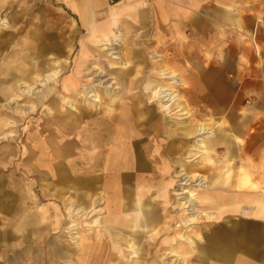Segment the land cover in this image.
<instances>
[{
	"label": "rangeland",
	"instance_id": "rangeland-1",
	"mask_svg": "<svg viewBox=\"0 0 264 264\" xmlns=\"http://www.w3.org/2000/svg\"><path fill=\"white\" fill-rule=\"evenodd\" d=\"M38 1L40 2V0ZM41 1L42 2L36 8V11L44 10V0ZM109 1L111 2L113 0ZM19 8L20 6L13 4L12 0H0V18L7 20L6 27L0 28V70H2L3 73L7 72L10 74V77H8L9 79L4 78L3 80H0V86L12 83V92L9 94V98L0 99V104L3 106H1V108L3 110L5 109L2 113H0V120H8L5 122H9L1 129L0 137L5 134H12V136L0 139V160L2 161V163H0V197L2 195H6V192L10 193L11 189H8L9 186L12 187L10 178L14 181L13 184L16 187V192L20 195V199H18L15 203L10 202L14 204L13 206H9V208H6L5 210L0 208V232L6 228L5 235L3 237L0 235V264H50L48 260L44 259L47 244L53 247L54 244H56L58 252L61 254L60 256H65L62 259H54L52 261L53 264H87V258L90 257L87 252L90 250L86 248V254L82 255L80 248L86 244L87 246H91V242L95 240L91 234L92 232H95V230L89 229V225L93 224L90 223V221H93L98 215L93 216L87 221L80 219V226L77 230H75L76 233H74L76 235L68 233V225L65 223V219L64 222H60L57 232H54V230L51 231L49 226H47L40 229V233L38 232L35 235L31 234L32 239L35 240L38 238L40 240L38 243H32L30 245L26 242L18 243L16 235L19 233L25 234L30 228L27 222V218L29 217L28 211L26 209L19 208L25 203V194L28 192L31 194V185L37 189L39 186L42 193L45 191L52 192L54 189H49V187H47V185L51 182L49 177L46 179L42 178L40 180L37 179L30 181L29 179H31V177L26 178L19 173L13 174L11 170L8 169V166L10 164L9 160L11 159V153H16V149H18L21 145L28 150L30 145L33 143H48L49 146H51L50 149H54V147H56V142H54L56 141V135L54 132L60 134L58 130H65L63 128V124L65 123L69 125V127L82 123L87 126L85 129L87 131L93 130V125H100L103 127L101 129L105 131L104 133L115 130V123L113 124L114 128L113 125L109 126L110 120L108 117L110 116V112L124 116L121 118L122 121L125 116L130 117V119L127 120V123L135 125L133 127L134 139H138L141 136L145 137L143 141H139L137 143V149L146 148L153 141L152 135H156L157 133L153 130L154 127L159 126L161 128L160 132L162 139L159 140V143L161 145L160 149L162 151L163 158L160 160L152 158V160L148 162V165L145 166V169H140L143 173L135 174V170H133L135 157L130 155L131 168H129V170L131 172V176L128 178L123 177L118 181L120 191H123L121 192L122 194H120L122 200H124V189L126 186L131 187L135 192L137 186L145 184L146 193L143 200L146 198V201H143L142 210L146 211L147 208L151 207V205L158 207L160 210V217H162V222L158 225L161 226L159 229H161L164 224L166 226L169 224L167 232L165 233L161 231V234L158 235L159 237L157 238L158 242L160 241L162 244L164 242V249L160 251L161 253L169 251L167 243L165 244L164 239L176 237L177 235H184V237L187 238V240H181V238L177 240V244H179L178 250L183 252L186 257H184V260L182 257L177 259L173 256L167 258L166 255H162L160 258H156L158 261L161 259L162 264H204L205 258L202 257L200 261L196 260L195 255L202 252L199 250V246L197 247V245H204L206 238L214 242H219L221 236L229 237V244H231V242H235L232 237L248 236L249 239L247 244L250 243L252 245L253 243H260V248L256 250L255 254H264V221H256L250 217H244L243 214L245 213H229L226 217L221 216L218 219H209L205 215H199V217L194 220V223L189 226H183L184 219L191 217L188 213L189 211H186L183 206L185 204V200H187L185 198L187 194H185V190H187L188 193L193 192V197L197 199V204L195 205L196 209L214 211L219 208L215 205L208 207V205L211 202L210 199L214 200V198L216 199L219 197H215V194H219L222 191V188L221 186H216L215 184L209 185L212 182L211 180L214 178V175H209L208 171L202 170L200 167L204 166V162H206L214 172L221 171V160L223 156H221V137L219 136L218 127L220 123L228 125L230 121H233V116L228 114L227 107H220L222 109L218 107L219 109H214L215 111H213L216 114H211L210 110L205 109L203 105L204 101L190 100L188 98L189 84L183 82V76H187V74L180 73V71L177 70L178 68L174 66V63H172L173 55L171 51L158 50V46L153 41H147L148 44H145L146 42L143 43L142 41L139 42L138 40H132L126 35H119V31L117 32L118 36L113 38L111 45L90 42L89 40H91V37L86 33V30L78 31L74 28L76 19L72 13H69L68 21H66V23L63 22V24L65 23V25H68V27L64 30H68L69 32L72 31V34L68 33L67 35L65 34V36L56 34L52 37H44L42 41L43 43L47 41V39H64L65 42H68V48L67 45H63L62 49H65L63 52H58L55 55L53 51L47 50L43 51L42 55L38 57L42 58L40 60L42 62L45 60L48 65L44 68L45 70L43 72V76L58 70L57 75L52 77V79L45 86L39 85V81H34L35 79H30L25 80L26 83L24 82L22 85L20 84L22 87H19L18 82L23 80H20L21 77L19 75H16V70L18 69H14L15 73H13L9 70L7 71L6 67L12 68L14 60L15 64L28 59L33 60L34 57H37L36 49L44 46L38 44V38L35 42L33 39H30L29 41L32 42H29L23 39H29L30 36L27 35H20L22 38L14 34L5 35L6 32L9 33V31L13 28L20 27V25H24L23 23L27 24L29 22L28 19H16L13 21L14 16H16L15 14L21 11ZM54 8L53 17L57 14L58 19L54 18V20L49 21V23H52V27L59 28L62 26L59 19L60 9L59 7L56 9ZM83 44H87L84 47L89 48L86 50L87 53L84 51L85 48L81 47ZM105 47H111L112 49L103 50ZM138 47H145L147 49L146 52H148L147 57L149 58V64H147L144 60L140 61V57L135 56L136 53L134 51ZM112 51H115L116 53H112ZM152 63L173 66L175 71L179 73V75H177V78L179 79L177 80V83L172 84L169 80L162 79L159 75L160 72L157 71L158 69H154L152 67ZM77 67H79L78 73L76 72ZM164 68L173 70L168 66ZM187 70L188 69H185V72ZM145 71H147L148 75L150 74L148 77L150 81L170 85L171 89L180 97L177 101L178 104L182 107L184 106L188 113L179 115V113H182L181 111L176 114H168L161 109L158 102L151 103V92L146 90V82H141L142 79H146ZM118 75L121 76L120 83L117 80ZM132 76L137 77L133 79ZM70 77L77 79L76 84L78 89H73L72 95L64 90L65 86H69V88H71L70 85H73ZM131 77L133 80L138 79L140 83L138 82L134 84V82H132V85L128 87V78ZM88 86H90V88H87ZM24 88H26V93H23L22 91ZM28 89H30V91L27 93ZM141 91L142 94H144V97L137 96L142 95ZM1 95L2 94L0 93V96ZM61 96H63L65 100L62 99L63 97ZM13 97H18V100H12L11 98ZM176 106L177 104L173 106L175 107L173 111L176 110ZM146 111H150L151 114H145L147 113ZM30 113L34 114L30 115L29 118H22L23 115L28 116ZM130 113H133V117H131ZM173 122H179L180 124L186 123L189 125L193 124L195 127L200 123H204L212 133H215V140H213L215 144L213 148L209 147L212 150L209 157L205 158L201 153H197L196 157L187 158L190 148H193L192 140L185 138L180 131L181 129L175 131L172 124ZM19 124H23V126ZM162 126H165L168 131L170 129L174 130L170 133V137L166 131H163ZM61 136L62 135L60 134V137ZM211 138L212 136L210 139ZM24 144H26V146ZM139 150L141 151V149ZM168 150H170V153L167 152ZM232 150H234V147L229 149V151ZM30 154L31 152L29 151L28 156ZM38 154L39 151L36 152L35 156ZM144 155V151H141L140 156L144 157ZM52 156H54V159H57L56 153L52 154ZM230 156L231 158H229L227 165L229 175V177H227V182L229 181V186H232L234 182H237L236 185L239 184V186L247 185L248 183H245V176H250L247 172L241 173V177L239 176L236 180L232 178L236 175L237 164L234 162L235 156ZM33 160L34 155L24 161H26L27 164L30 163L29 161ZM24 161H17V164H21L22 169H24L22 166L25 164ZM49 161L52 160L47 159V162ZM155 169H158V171L160 170L161 173L157 174L154 171ZM240 171H243L242 167L240 168ZM187 175L194 176L192 179L187 180L188 178L185 177ZM210 177L212 178L210 179ZM199 178L204 180V183L200 182L201 180ZM171 181L172 188L168 186ZM27 182H30L31 184L28 187H25V183ZM99 184L100 183L97 181V178L94 177L91 180L90 190L92 194H89V198L93 199L95 196L100 197L102 195L103 192H101V189L98 188ZM165 187L169 188L167 206L163 205L164 197L160 196V198H157L158 191L160 190L159 192L164 194L163 191ZM208 192L211 194H208ZM78 196L79 195L74 192L73 189H69L61 193L57 199L58 201L51 200L39 203L35 202L37 201L36 199H32L33 202L31 204L36 207L34 209L35 211L33 210L32 212L35 216L34 220H38L37 223L40 225V220L51 221L57 218L53 217V212L50 213L52 207L56 209V206L60 208V213L64 215L65 218V203H67V198L69 197L72 198V200L75 199L74 201H76L78 200ZM4 198L0 199V207L4 202ZM78 201L76 203L77 208L81 206ZM132 202L134 204V208L132 207L126 210L128 214H133L140 209V207L135 206L134 200ZM158 205H160V207ZM180 210H182L183 216H181L182 213ZM20 220L22 224L18 229L16 225L19 224ZM55 222L56 220L54 221V224ZM179 224L181 225L180 227L177 226ZM24 226H27L26 228L28 229ZM97 228L100 229L102 233L105 232L104 226H99ZM156 230L153 231L148 227L137 228V235L142 234L141 236H143L139 242L137 241L138 248H144L146 242L152 241ZM52 234H54V238H56V242L53 244L51 242L54 240V238L51 237ZM47 237H49V239L46 240ZM128 240L133 241L130 236L128 237ZM43 241H45V243L41 244ZM189 241L191 243H189ZM108 245H112L111 241L105 245L107 250ZM120 246L122 249H125L124 245ZM232 246L234 245H227L229 248ZM34 251H37V254H35ZM67 254L73 255L70 256ZM135 259L138 260V264H150L153 261V259H150L149 256H146L145 254H143V256L139 259L136 257ZM132 260H134V258H132ZM132 260L129 258L127 260L128 262L126 261L125 264H132ZM111 262H115V260H110V263ZM211 262L214 261L211 260ZM155 264H157V262Z\"/></svg>",
	"mask_w": 264,
	"mask_h": 264
},
{
	"label": "crops",
	"instance_id": "crops-1",
	"mask_svg": "<svg viewBox=\"0 0 264 264\" xmlns=\"http://www.w3.org/2000/svg\"><path fill=\"white\" fill-rule=\"evenodd\" d=\"M41 2L12 0L21 10L15 14L13 21L28 19L29 22L20 25L21 22L18 24L20 27L13 28L5 35L14 34L20 38L27 35L30 38L23 39H33L34 42L38 38V44L46 47L44 51H53L56 55L65 50L62 49L63 45L68 48V42L57 38L42 43L43 38L72 34V31L64 30L68 27L65 23L69 13H72L76 19L74 28L78 31L86 30L88 34L97 30V35L104 37L107 34L112 38L117 37L119 31V35L145 44L153 41L158 50L171 51L174 66L180 73L187 74L183 76V82L189 84L188 98L204 101L205 109L210 110L211 114H216L214 109L226 106L228 114L233 116V121L228 125L220 123L218 127L219 131L227 134L220 136L223 156L221 171L214 172L206 162L200 167L209 175H214V178L210 177L212 182L209 185L222 188L219 194H215L218 198L210 199L208 207L220 206L222 217L241 212L245 213L244 217L264 221V216L253 214L258 211L249 207L252 199L255 201L260 199L259 196H264V0H44V10L36 11ZM58 7L62 26L56 28L49 21L58 19L57 14L53 17V8ZM42 48L36 49L37 52ZM146 50L145 47H138L134 52L140 61L149 64ZM43 63L47 66L45 60ZM167 66L179 75L173 66L152 63L157 71ZM185 69L188 70L185 72ZM147 71L146 81L142 79V83H147L150 76ZM160 139L156 138L152 143L161 146ZM230 141L231 144L228 143ZM230 146L234 150L229 151L232 149ZM230 155L235 156L234 162L237 164L236 175L232 178L236 180L241 173L247 172L250 175L245 176L247 185L239 186L234 182L229 186L227 165ZM153 156L150 160L161 159ZM241 167L243 171H240ZM159 172L156 170L157 174ZM127 192L134 198L135 192L131 187H127ZM161 194L159 192L157 198ZM237 204L243 207L237 209ZM124 212L128 217L136 213ZM148 228L153 231L157 229ZM232 238L235 242H231L234 245L231 248L227 247L231 245L229 237L221 236L219 242L206 238L204 264H264V254H255L260 243L247 244L248 236ZM34 252L37 254V251Z\"/></svg>",
	"mask_w": 264,
	"mask_h": 264
},
{
	"label": "bare ground",
	"instance_id": "bare-ground-1",
	"mask_svg": "<svg viewBox=\"0 0 264 264\" xmlns=\"http://www.w3.org/2000/svg\"><path fill=\"white\" fill-rule=\"evenodd\" d=\"M6 25H7V20L4 18H0V28L6 27ZM96 31L97 30L90 31L88 33L89 36L91 37V40H89L90 42L96 44L102 43L106 45H111V43L113 42L112 37L108 36L107 34L104 35V37L99 36L96 34ZM85 45L87 44H83L81 47H84ZM45 48L46 47L43 46V48L37 52L36 54L37 57L36 58L34 57L33 60L32 59L24 60L18 64H15L14 63L15 60H14L12 68L6 67L7 71L9 70L13 73H15V70L18 69L16 70L17 73L16 75H19L21 77L20 80H23L18 82L19 87H22L21 86L22 83L24 82L26 83L25 80H30V79H35L34 81H39L38 82L39 85L45 86L52 79V77H55L57 75L58 70L53 71V73L51 72L45 74V76H43L44 74L43 72L45 70L44 68L46 67V65L42 61H40L42 58H38V57L42 55ZM84 48H85L84 49L85 52L87 49H89L86 47ZM109 49L112 48L105 47L103 50H109ZM112 53H116V52L112 51ZM33 71H37V72H33ZM78 71H79V67H77L76 69L77 73ZM159 72H160L159 75L162 79H167L172 84L173 83L176 84L177 80H179L177 78V73H175L172 70L164 68ZM9 75L10 74H8L7 72L3 73L2 70H0V80L10 77ZM70 78H71L70 79L71 83L73 85H70L71 88H69V86L68 87L65 86L64 90L67 91V93H69L70 95H72L73 89L77 88V84H76L77 79H74L73 77ZM117 80L119 83L121 82L120 75L117 76ZM128 80H129L128 87L132 85V82H134V84L139 82L138 79L133 80L128 78ZM146 85H147L146 90L151 92V100H150L151 103L158 102L161 109L168 114L169 113L176 114L181 111L182 113H179V115L188 113V111H186L184 106L182 107L180 104H178L177 101L179 100L180 97L171 89L170 85H167L165 83H158L156 81L149 82L148 78ZM11 86L12 83H10L9 85L0 86V93L2 94L0 96V99L9 98V94L12 92ZM87 88H90V86H88ZM143 90L146 91L145 89ZM22 91L23 93H26L25 92L26 88H24ZM29 91L30 89L27 90V93ZM137 96L144 97V94ZM11 99L18 100V97L17 98L13 97ZM62 99L65 100L64 97ZM175 104H177L176 110L173 111L175 108L173 106ZM1 106L2 105L0 104V113H2L5 110V109L3 110ZM146 112L147 113L145 114H151L150 111H146ZM32 114L34 113H30L28 116L23 115L22 118H29L30 115ZM130 114L131 117H133V113ZM109 115H110L108 117V119L110 120L109 126L115 123V130L110 131L108 133H104L105 131L101 129L103 127H101L100 125L99 126L93 125V130L87 131L85 130L87 126L82 123L75 124L73 127H69V125L65 123L63 124V128L65 130H58L59 133L62 135L61 137L60 134L54 132L56 135L55 136L56 141H54L56 142L55 143L56 147H54V149H50L51 146H49L48 143L45 144L33 143L32 145H30L28 150L27 148H24V146L21 145L20 147H18V149H16V153L14 154L11 153V157H10L11 159L9 160L10 164L8 166V169L11 170L13 174L19 173L20 175H23V177L26 178L31 177V179L28 178L30 181H34L37 179L40 180L42 178L46 179L49 177V179H51V182L47 185V187H49V189L50 188L54 189L52 192L45 191L44 193H42L39 189V186L37 189L36 187L31 185L30 187L31 194L29 192L25 194L26 197L24 199L25 203L19 208L26 209L28 211L29 217L27 218V222H28V226H30L29 228L30 230L26 228L27 226H24L26 229H28V232L25 234L19 233L18 235H16L18 239L17 240L18 243L26 242L29 245L32 243H38L40 240L38 238H37L38 240L32 239L31 234L35 235L38 232L40 233V229H43V227H47V226H49V229L51 231L54 230V232H57L59 229L60 222H64L65 219H66L65 223H67L68 225L67 226L68 233L72 235L76 233L75 230L79 228L80 219L87 221L91 219L93 216L98 215L93 221H90V223L93 224L89 225L90 226L89 229L95 230V232L91 233L93 235L92 237L95 238V240L91 242L92 244L91 246L90 245L87 246L86 244L83 245L82 248H80L82 255L86 254L87 249L90 250L89 252H87L89 253L90 256L89 258H87V264H125V262L129 258H131V260L132 258H134V260L131 261L132 264H138V260L135 259V257L139 259L141 256H143V254H145L146 256L148 255L150 259H153L152 263L150 264H155L156 262L157 264H162L161 259L159 261L156 259L157 257L160 258V256L162 255L163 256L166 255L167 258L171 256L176 257L177 259L180 257L184 258L185 257L184 253L178 250L179 244H177L178 243L177 240L180 238L181 240L182 239L187 240V238H185L184 235H179V236L177 235L176 237H170V238L165 237L166 239H164V241L165 244L167 243V247L169 248V251L162 253L160 252L161 250L164 249L163 247L164 242L163 244L160 241L158 242L157 238L159 237L158 235L161 234V230L165 233L167 232L169 224H167V226L166 225L163 226L162 229L158 230L159 228L157 227V225H159V222H162V217H160V213L158 211L159 209L154 207V205H151V207L146 211L142 210L143 207L142 201H144L143 197L146 193L145 184L139 185L137 187L134 198L128 194L129 192H127V187L129 186H126L124 189L125 191L124 200H122V198L120 197V194H122L121 192L123 191H120L118 181L121 180L123 177L128 178L129 176H131V172L129 170V168H131L130 155L135 157L134 159L135 162L133 164L134 167L133 170H135V174H141L143 172L140 171V169H145V166L148 165V162L153 155H155V157L159 156L161 159L163 158L162 156L163 154L160 149L161 146H157V144L151 142L146 148L144 147L137 149V143L139 141H143L145 137L141 136L138 139H134L133 127L135 125L133 124L131 125L127 123V120L130 119V117L125 116V118L122 121L121 118L124 116L117 115V113L113 114V112H110ZM5 121L8 120H0V131L3 127L6 126V124L9 123ZM172 124L174 126V130L177 131L181 129L180 131L183 134V136L187 139L192 140L193 148H190L189 153L187 154V158L196 157L197 153H201L204 157L207 158L209 157V154L212 151L209 148V145L213 147L214 141L212 139H214L215 133H212L204 123H200L196 127L193 126V124L190 125L186 123L180 124L179 122H173ZM19 125L23 126V124H19ZM160 129L161 128L159 126L153 128V130L157 132L156 135L155 134L152 135L153 140H155L157 137L162 139ZM162 129L163 131H166L167 134H169V137H170V133L173 132L172 129L168 131L167 128H165V126H162ZM218 132L220 134L219 136L221 137L227 135L222 130L220 131L218 130ZM8 136H12V134H5L2 137H0V139H4V137H8ZM211 136L212 138L210 139ZM228 143L231 144L232 142L230 141ZM24 145L26 146V144ZM139 149H141L142 152L144 151L145 154L144 157L140 156L141 151ZM29 151L31 152V154L28 156ZM37 151H39V154L35 156ZM167 152L170 153V150H168ZM55 153L57 159H54V156H52V154ZM33 155H34V160L29 161L30 163L26 164V161L24 160L28 159L29 157H33ZM47 159L52 160L53 162L52 161L47 162ZM19 160L24 161L25 164L22 165L24 169L21 168L20 163H19L20 165L17 164V161ZM0 163H2L1 160ZM154 171L156 172V169ZM193 176L194 175H190V176L187 175L185 177L188 178L187 180H190L193 178ZM94 177L97 178V181L100 183L98 188L101 189V192L103 193L100 197L95 196L93 199H91L89 198L90 196L89 194H92L90 187H91V180ZM199 179L201 180L200 182L204 181L201 178ZM10 183L12 187L9 186L8 189L9 190L11 189L12 191L10 190V193L6 192V195H2L0 197V199L5 197L3 199L4 202L0 207L3 210L9 208V206L14 205L10 202L15 203L18 199H20V195L18 194V192H16V187L13 184L14 181L11 180V178H10ZM30 184H31L30 182L25 183L26 185L25 187H28ZM171 185H172V181L169 183L168 186L172 188ZM69 189H73L74 192H76L79 195L77 197L79 201L78 200L74 201L75 199L72 200V198L69 197L67 198V203H65V214H66L65 218L64 215L60 213V208H58L57 206L56 209L52 207L50 213L53 212L54 213L53 217H57V218L51 221L40 220L39 221L40 225H38L37 223L38 220H34L35 216L32 213L33 210L36 208L31 204L33 202L32 199H36L37 201L35 202H39V203L48 202L51 200L58 201L57 199L59 198L61 193ZM168 189H169L168 187H165L163 191L164 194H161V197H164V205L166 206L168 205L167 204ZM184 192L185 194L187 193L185 196L187 200H185V204L183 206L186 211H189L188 213L190 214L191 217L188 219H184L183 226H189L190 224L194 223V220L197 219L199 215H205L209 219H218L222 216L223 211L221 210L222 208H220V206L218 210H214V211L196 209L195 205L197 204V199L193 197L194 195L193 192L188 193L187 190H185ZM259 198L260 199H255V201H253V199L251 198L252 199L251 205L249 207L252 210L256 209L258 211V212H253V214L255 213L260 216L261 215L264 216V196L261 197L259 196ZM134 199H136L135 206H139L140 211L139 213L136 212L133 215V217L132 216L128 217L124 211L132 207L134 208V204L132 202ZM77 201L80 202L81 205L79 206V208L76 207ZM241 207H243V205L241 204H237L236 206L237 209L239 208L241 209ZM55 220L56 222L54 224ZM21 224L22 222L20 220L19 224H17L16 227H18L19 229ZM99 226H104L105 232L102 233L100 229L97 228ZM141 226L142 227L150 226L153 227V229L157 228L156 232L154 233L155 236L153 237L152 241L146 242L144 248L142 247L138 248L137 245V241L139 242L143 238V236H141L142 234L137 235L138 233L136 231V229L141 228ZM177 226L180 227L181 225L179 224ZM5 231L6 228L0 232V235L2 237L5 235ZM129 236L133 239V241L128 240ZM51 237L54 238V234H52ZM73 238H77V237H73ZM47 239H49V237H47L46 240ZM45 241H43L41 244L45 243ZM109 241H111L112 245L111 246L108 245V250H107L105 245H107ZM51 242L55 243L56 238H54V240H52ZM189 243L191 242L189 241ZM120 245H124L125 249L124 248L122 249ZM197 247L199 248V250L202 251L200 254L195 255L196 260L200 261L202 257L206 258L205 257L206 246L200 244L197 245ZM214 251L217 252V249L214 248ZM60 255L61 254H59L58 247L56 246V244H54V247L50 246L49 244L46 245L44 259L48 260L50 264H53L52 261L54 259H58V258L62 259L65 257V256L61 257ZM67 255L71 256L73 254H67ZM110 260H115V262L110 263Z\"/></svg>",
	"mask_w": 264,
	"mask_h": 264
}]
</instances>
